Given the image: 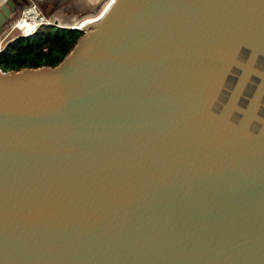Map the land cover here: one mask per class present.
Listing matches in <instances>:
<instances>
[{
	"label": "water",
	"instance_id": "1",
	"mask_svg": "<svg viewBox=\"0 0 264 264\" xmlns=\"http://www.w3.org/2000/svg\"><path fill=\"white\" fill-rule=\"evenodd\" d=\"M100 17L0 67V264H264V0Z\"/></svg>",
	"mask_w": 264,
	"mask_h": 264
},
{
	"label": "trees",
	"instance_id": "2",
	"mask_svg": "<svg viewBox=\"0 0 264 264\" xmlns=\"http://www.w3.org/2000/svg\"><path fill=\"white\" fill-rule=\"evenodd\" d=\"M53 26L56 27L55 31L41 26L30 35H18L8 39L0 51V67L10 70L57 65L72 50L84 31Z\"/></svg>",
	"mask_w": 264,
	"mask_h": 264
},
{
	"label": "rangeland",
	"instance_id": "3",
	"mask_svg": "<svg viewBox=\"0 0 264 264\" xmlns=\"http://www.w3.org/2000/svg\"><path fill=\"white\" fill-rule=\"evenodd\" d=\"M20 8L16 11L14 16L21 12L22 5L29 4V1L38 3L47 16L56 20L61 26L75 25L77 21L86 18H95L100 16L111 0H21ZM89 16V17H88ZM57 24V25H59ZM45 29L56 30L53 25L43 26ZM6 39L2 43V49L7 43Z\"/></svg>",
	"mask_w": 264,
	"mask_h": 264
},
{
	"label": "built area",
	"instance_id": "4",
	"mask_svg": "<svg viewBox=\"0 0 264 264\" xmlns=\"http://www.w3.org/2000/svg\"><path fill=\"white\" fill-rule=\"evenodd\" d=\"M29 2V4L22 5L19 15L14 16L16 14L14 13L4 30L0 33V51L2 49L1 45L6 39L18 35H30L44 25L59 24L56 20L45 15L38 3Z\"/></svg>",
	"mask_w": 264,
	"mask_h": 264
},
{
	"label": "bare ground",
	"instance_id": "5",
	"mask_svg": "<svg viewBox=\"0 0 264 264\" xmlns=\"http://www.w3.org/2000/svg\"><path fill=\"white\" fill-rule=\"evenodd\" d=\"M100 16L95 17V18H86L84 20L77 21L75 24H76V26H79V27H86V26H88L90 24H93V23L97 22L101 18ZM71 26H72V24H71ZM73 26H75V25L73 24Z\"/></svg>",
	"mask_w": 264,
	"mask_h": 264
},
{
	"label": "flooded vegetation",
	"instance_id": "6",
	"mask_svg": "<svg viewBox=\"0 0 264 264\" xmlns=\"http://www.w3.org/2000/svg\"><path fill=\"white\" fill-rule=\"evenodd\" d=\"M22 2V1H21ZM21 2L19 3V5L17 6V8H16V10H15V13H16V11L20 8V4H21ZM14 15V14H13Z\"/></svg>",
	"mask_w": 264,
	"mask_h": 264
},
{
	"label": "crops",
	"instance_id": "7",
	"mask_svg": "<svg viewBox=\"0 0 264 264\" xmlns=\"http://www.w3.org/2000/svg\"><path fill=\"white\" fill-rule=\"evenodd\" d=\"M4 0H0V4L3 2Z\"/></svg>",
	"mask_w": 264,
	"mask_h": 264
}]
</instances>
